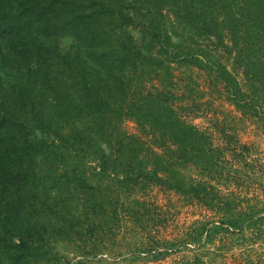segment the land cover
Listing matches in <instances>:
<instances>
[{"label": "trees", "instance_id": "16d2710c", "mask_svg": "<svg viewBox=\"0 0 264 264\" xmlns=\"http://www.w3.org/2000/svg\"><path fill=\"white\" fill-rule=\"evenodd\" d=\"M176 65L264 128V0H0V264L95 260L127 220L149 230L130 199L153 186L217 218L129 257L237 239L239 264H264L261 156L180 115L203 104L180 95Z\"/></svg>", "mask_w": 264, "mask_h": 264}, {"label": "rangeland", "instance_id": "374dc122", "mask_svg": "<svg viewBox=\"0 0 264 264\" xmlns=\"http://www.w3.org/2000/svg\"><path fill=\"white\" fill-rule=\"evenodd\" d=\"M174 73L179 84L180 95L186 93L188 98L192 95L193 98L200 99L203 104L201 111L195 110L192 113L182 111L181 107L176 105V110L180 112V115L200 129H210L215 137L218 134L211 129V120L218 119L220 122H224L228 131L242 143L257 149V153L259 152L264 163V128H261L257 121L237 111L227 101L222 91L209 85L203 72L176 65ZM124 128L130 134L138 133L137 126L133 122H126ZM181 171L189 177H197V171L192 166L182 168ZM133 197L130 201H135L138 198L139 201L146 204L147 210L152 213L153 219L149 230L143 232L131 220H127L118 235L117 242L111 243L102 252V255L95 260L90 259L86 264H192L195 255H199L206 264H239L245 248L244 244L237 239L232 240L230 245L226 241L223 243L217 239L216 242L207 244L198 251H195L193 247L182 248L160 260L129 257L134 249L142 250L151 246L158 248L165 241L184 240L196 221L207 222L217 218L214 213L204 207L158 186L150 187L146 192L138 193ZM261 247L253 249L261 250ZM59 249L70 259L76 258L72 246L64 245Z\"/></svg>", "mask_w": 264, "mask_h": 264}]
</instances>
